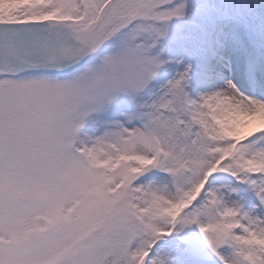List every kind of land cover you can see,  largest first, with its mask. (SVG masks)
Wrapping results in <instances>:
<instances>
[{"label":"snow or ice","instance_id":"1","mask_svg":"<svg viewBox=\"0 0 264 264\" xmlns=\"http://www.w3.org/2000/svg\"><path fill=\"white\" fill-rule=\"evenodd\" d=\"M0 264H264V0H0Z\"/></svg>","mask_w":264,"mask_h":264}]
</instances>
